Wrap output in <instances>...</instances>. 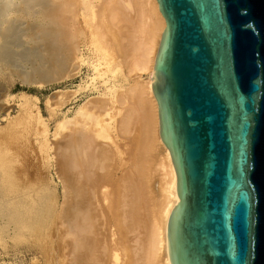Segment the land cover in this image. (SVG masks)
Segmentation results:
<instances>
[{"label":"bare ground","instance_id":"bare-ground-1","mask_svg":"<svg viewBox=\"0 0 264 264\" xmlns=\"http://www.w3.org/2000/svg\"><path fill=\"white\" fill-rule=\"evenodd\" d=\"M164 27L156 0H0V76L9 69V79L43 88L85 67L91 82L107 86L117 75L123 80L58 120L56 146L45 141L48 156L55 149L63 186L49 226L56 264H170L166 225L178 203L176 175L159 136L151 88ZM81 44L93 61L82 57ZM85 85H77L75 94ZM4 90H12V82L0 84V116L7 114V120L14 96ZM17 98L23 111L32 97ZM60 102L57 97L46 104L55 113ZM116 166L122 170L118 177ZM152 173L158 175L154 198ZM21 203L13 202L16 224L30 229L43 223L33 202Z\"/></svg>","mask_w":264,"mask_h":264},{"label":"water","instance_id":"water-1","mask_svg":"<svg viewBox=\"0 0 264 264\" xmlns=\"http://www.w3.org/2000/svg\"><path fill=\"white\" fill-rule=\"evenodd\" d=\"M170 264H264V0H156Z\"/></svg>","mask_w":264,"mask_h":264},{"label":"rangeland","instance_id":"rangeland-1","mask_svg":"<svg viewBox=\"0 0 264 264\" xmlns=\"http://www.w3.org/2000/svg\"><path fill=\"white\" fill-rule=\"evenodd\" d=\"M81 48L82 57L93 61L91 52L82 44ZM10 72L11 70L7 69L0 76L2 86L12 82V90H4L2 94L14 96L12 100H8L11 106L7 120V114L0 116V119H4L0 122V264H56L48 247L51 233L49 226L54 215V205L58 207L62 203L63 186L55 149H52L48 156L45 141L50 140L52 146H56L61 139L60 135L56 139L53 138L58 120L72 117L78 105L95 98L107 86L122 85L123 80L117 75L106 84L107 86L99 79L91 82L92 72L82 67L72 78L52 81L43 88H38L36 82L26 84L15 77L9 79ZM140 79L146 81L147 74H142ZM134 82L130 79L128 84ZM80 83L86 84V89L76 95L77 85ZM21 93L32 97L23 111L18 107L20 101L17 97ZM57 97L61 98V105L52 113L46 102H54ZM38 113L41 121L38 119ZM12 118H15V121L12 122ZM127 142L120 141L121 144ZM115 168L118 177L122 170L118 171V166ZM157 182L158 175L152 173L150 197H156ZM21 195L22 198L25 195L26 200H23ZM17 198L22 201V205L23 202H33L34 215L37 216L39 210L43 212V223L30 229L25 228L20 221L16 224L12 212L13 202Z\"/></svg>","mask_w":264,"mask_h":264}]
</instances>
